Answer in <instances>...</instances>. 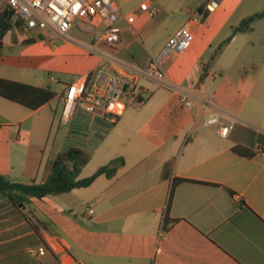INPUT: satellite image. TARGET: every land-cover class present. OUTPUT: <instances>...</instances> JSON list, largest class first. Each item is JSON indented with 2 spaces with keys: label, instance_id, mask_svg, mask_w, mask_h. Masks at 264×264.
Masks as SVG:
<instances>
[{
  "label": "crops",
  "instance_id": "1",
  "mask_svg": "<svg viewBox=\"0 0 264 264\" xmlns=\"http://www.w3.org/2000/svg\"><path fill=\"white\" fill-rule=\"evenodd\" d=\"M147 2L158 6L157 13L150 17L139 9L135 18L146 13L147 23L128 24L123 15L118 20L119 51L138 66L156 56L136 43L154 18L181 14L171 36L188 18L200 14L198 7L209 12L193 25L190 46L166 61L167 85L140 81L143 102L127 105L111 125L79 111L66 120L77 116L76 125L83 128L88 144L90 159L79 177L122 157L112 177L101 174L86 187L32 198L28 205L14 206L0 198V264H264V28L258 41L244 38L252 52L261 55L259 65L244 64L231 75L234 61L224 60L226 49L252 33L254 23L264 16L250 31L235 34L209 62L215 45L243 18L261 11L264 0L141 4ZM70 34L73 40L50 30L25 33L14 25L3 37L0 78L50 87L51 81H61L47 69L40 83L51 58H56L50 60L54 70L74 72L72 80L52 89L53 99L35 110L0 96V174L11 181L41 182L48 162L70 146L62 141L69 130L56 145H49L52 125L45 109L54 99L60 104L66 85L101 61L99 54L85 48V35L75 28ZM180 92L192 100V108L184 106ZM202 95L210 97L224 125L234 121L226 135L217 125L205 123L197 101ZM62 108L63 103L61 112ZM234 145L253 154H238ZM41 244L54 251H31Z\"/></svg>",
  "mask_w": 264,
  "mask_h": 264
},
{
  "label": "built area",
  "instance_id": "2",
  "mask_svg": "<svg viewBox=\"0 0 264 264\" xmlns=\"http://www.w3.org/2000/svg\"><path fill=\"white\" fill-rule=\"evenodd\" d=\"M3 1L4 7L13 12L25 33L50 30L61 38L73 40L70 30L75 28L88 37L89 43L84 45L85 48L100 55L101 61L96 68L66 85L65 93L61 95V116L64 120L81 111L95 120L111 124L128 104H141L145 92L140 85L141 79L167 85L166 61L171 54H179L190 46L194 37L192 27L202 20L201 14L192 15L168 37L156 56L150 57L143 66H138L110 50L120 42L122 32L118 24L122 14L115 0ZM139 9L146 10L150 17L158 11L149 2L140 4ZM136 16L137 11H133L123 15V18L126 23L132 24ZM100 44L103 47H99ZM197 99L200 109L206 114L205 123L217 125V131L226 135L234 121L224 125L221 114L216 111L209 96L202 95ZM180 100L185 107H193L192 100L183 92H180ZM48 250L53 249L41 244L31 251L43 255Z\"/></svg>",
  "mask_w": 264,
  "mask_h": 264
},
{
  "label": "trees",
  "instance_id": "3",
  "mask_svg": "<svg viewBox=\"0 0 264 264\" xmlns=\"http://www.w3.org/2000/svg\"><path fill=\"white\" fill-rule=\"evenodd\" d=\"M196 12H199L202 15V19H205L209 10H203V6H200L196 9ZM263 16L264 8L261 11L246 16L236 26H233L231 34L213 49L209 62L221 52L223 46L228 43L235 34L250 31L253 23ZM19 23V20L14 18L13 12L7 7L0 9V55L2 53L4 35L14 25H19ZM209 62L203 66V73L200 75V80L204 78ZM0 96L31 110H35L53 99L56 96V92L49 86H33L14 80L0 78ZM232 149L244 156H251L253 154L252 150L241 145H234ZM89 159L90 153L88 151L79 146L70 145L63 151L58 152L48 162L47 174L41 182L23 183L11 181L0 174V198H4L14 206L28 205L32 198L41 199L46 196L66 193L74 188L86 187L101 174L112 177L117 167L123 163L122 157L114 158L107 164L97 168L91 175L80 178L79 173ZM174 184L173 182L169 193L166 211L169 209ZM165 220H168L167 217H165Z\"/></svg>",
  "mask_w": 264,
  "mask_h": 264
},
{
  "label": "rangeland",
  "instance_id": "4",
  "mask_svg": "<svg viewBox=\"0 0 264 264\" xmlns=\"http://www.w3.org/2000/svg\"><path fill=\"white\" fill-rule=\"evenodd\" d=\"M1 3V9L4 8V1L0 0ZM117 5L120 7L121 13L122 15L128 14L130 12L139 10L138 6H140V4L144 1V0H115ZM161 2V1H160ZM158 7V6H157ZM141 12V11H140ZM140 14V13H139ZM147 14L145 13L144 15L140 16L138 19L135 20V25L138 24H142V23H147V22H143L147 19ZM181 14L174 12L171 15L164 14L162 13L158 18H154V25H152V23H150V27H148L149 31L144 32L142 30V32L139 34V36L141 38L138 37V40H136V43L139 44L140 46L143 47V49L145 48L148 54H152V55H157L159 53V51L161 50V48L163 47L164 43L166 42V40L168 39L169 35L172 33L173 30V26L180 22L181 20ZM133 24V23H132ZM263 26V27H262ZM153 27V28H152ZM147 28V27H146ZM264 28V20H258L254 23V31L252 33H246L242 37V39H237V41L235 43H233V45L229 48L226 49V53H225V57L224 60L228 61V60H233L234 61V65L231 68L230 72L231 75H235L237 74V69H242L243 65H249V68L252 67V63H255L257 65L260 64V57L261 55L259 53H253L252 49V45L249 43L245 42V39L247 36H249V38H251L252 40L258 41L260 39V34L261 32H263ZM129 32H131L132 30L129 28L128 30ZM142 35L143 38H142ZM85 39H88L87 36L84 37ZM89 40V39H88ZM218 44L215 45V48L217 47ZM99 47H103L102 44L99 45ZM109 49V48H108ZM119 46H115L114 48L110 49L111 51H115V53H117L118 56L128 60V61H133L130 59V57L125 56L126 53L122 54L119 51ZM145 51V52H146ZM212 53V51H211ZM210 53V55H211ZM128 54V53H127ZM12 60H14L13 58H11ZM50 60H56V58H51L48 59L47 65L45 66L44 70H43V76L44 79L40 82L42 84H44L45 81V77H46V71L47 69L52 71V74H54L55 78L57 79H61V81H56L53 80L50 82V88L53 90H58L63 86V83H66L70 80H72L74 78V72L70 73V74H61L59 73L57 70H54L55 68H53L52 66V61ZM15 62V60H14ZM219 66V65H217ZM46 69V70H45ZM76 70L75 68L72 70L74 71ZM239 73V71H238ZM141 81L144 83H152V80H145V79H141ZM127 99V98H126ZM61 104L62 101L60 100V104L58 103L57 100H53L50 102L49 105H47L45 111L48 112L49 114V121L51 122L52 128H51V133H50V139H49V145L50 143H54V145H56L59 141H61V138L63 136L64 132H68L69 130V134L68 137H65L64 139H62V141H64L65 146L67 147L68 145H71L70 141H73L72 143L78 146L83 147L85 150L88 149V144L87 141L84 138V134H82L81 131H83L81 127H79L77 124V116L75 115L73 117V119H70V121H66L62 118L61 116ZM128 106L133 107V104H128ZM81 112V111H79ZM106 125H109L110 123H105ZM71 128L73 131H71Z\"/></svg>",
  "mask_w": 264,
  "mask_h": 264
}]
</instances>
